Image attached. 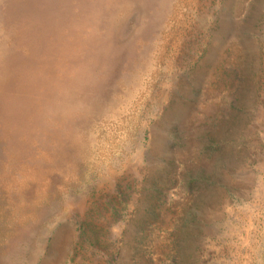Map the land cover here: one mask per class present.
Returning a JSON list of instances; mask_svg holds the SVG:
<instances>
[{
  "label": "rangeland",
  "instance_id": "374dc122",
  "mask_svg": "<svg viewBox=\"0 0 264 264\" xmlns=\"http://www.w3.org/2000/svg\"><path fill=\"white\" fill-rule=\"evenodd\" d=\"M0 264H264V0H0Z\"/></svg>",
  "mask_w": 264,
  "mask_h": 264
},
{
  "label": "bare ground",
  "instance_id": "6f19581e",
  "mask_svg": "<svg viewBox=\"0 0 264 264\" xmlns=\"http://www.w3.org/2000/svg\"><path fill=\"white\" fill-rule=\"evenodd\" d=\"M50 2H51V1H50ZM53 2H55V1H53ZM53 2H52V3H53ZM56 4H57V3H56ZM52 5H53V4H52ZM53 6H54V5H53ZM48 13H49V12H48ZM27 18H28V17H27ZM27 18H26V19H27ZM38 18H39V17H38ZM29 19H30V18H29ZM20 24H23V23L21 22ZM26 31H27V29H26ZM25 33H26V32H25Z\"/></svg>",
  "mask_w": 264,
  "mask_h": 264
}]
</instances>
